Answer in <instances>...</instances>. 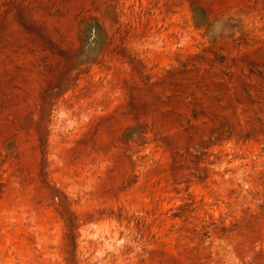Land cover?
<instances>
[{"label":"rangeland","instance_id":"1","mask_svg":"<svg viewBox=\"0 0 264 264\" xmlns=\"http://www.w3.org/2000/svg\"><path fill=\"white\" fill-rule=\"evenodd\" d=\"M0 264H264V0H0Z\"/></svg>","mask_w":264,"mask_h":264}]
</instances>
